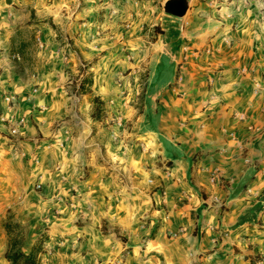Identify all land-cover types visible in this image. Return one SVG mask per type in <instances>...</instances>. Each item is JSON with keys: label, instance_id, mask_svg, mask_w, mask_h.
<instances>
[{"label": "crops", "instance_id": "0c3cea01", "mask_svg": "<svg viewBox=\"0 0 264 264\" xmlns=\"http://www.w3.org/2000/svg\"><path fill=\"white\" fill-rule=\"evenodd\" d=\"M87 15L84 12L83 18ZM119 15L98 25L99 41L119 30L117 22L127 14ZM80 17L75 13L72 20ZM160 21L161 33L147 54L130 66L122 60L117 65L128 69L146 61L151 68L146 102L149 106L156 100L158 111L155 123L139 136L143 146L152 149L153 160L158 158L163 165L147 171L141 167L136 175H142V180L151 177L153 187L136 205L113 198L104 208L105 217L131 238L133 246L125 248L132 249L130 259L138 239L149 231L138 227L139 217L145 214L150 224L158 226L148 241V252L162 253L163 264H194L197 258L200 264H243L232 248L223 249L222 244L235 246L232 240L240 235L256 236L252 222L264 213V206L262 212L250 211L264 190V0H189L182 18L160 15L154 23ZM70 22L67 31L85 33ZM89 30L92 34L94 27ZM44 31L40 57L45 60L36 79L24 81L13 71L5 51L0 52V184L8 187L12 199L21 191V184L16 185V175L21 173L13 170L24 166L23 157L30 161L40 153L50 158L52 166L62 165L76 176L79 163L89 159L84 149L85 128L90 131V124H77L76 132L60 126L65 124L69 103L64 70L74 60L65 59L52 34ZM81 34L74 41L82 50L94 40L84 42ZM0 45L6 48L3 39ZM98 80L93 78L92 93L80 97L83 120L90 97H106L107 88ZM5 93L14 99L12 106L2 101ZM152 117L148 113V123ZM17 119L23 123L9 134V140L6 130ZM95 173L108 183L103 191L121 189L116 177L110 176L109 182L101 176L104 169L96 168ZM133 185L138 189L137 183ZM90 189L96 190L93 184ZM220 233L225 239L222 244ZM170 234L175 239L167 238ZM2 251L0 264H7Z\"/></svg>", "mask_w": 264, "mask_h": 264}, {"label": "rangeland", "instance_id": "374dc122", "mask_svg": "<svg viewBox=\"0 0 264 264\" xmlns=\"http://www.w3.org/2000/svg\"><path fill=\"white\" fill-rule=\"evenodd\" d=\"M5 1L0 0V40L6 42V48L0 47V52L5 51L13 71L24 81L31 76H34L31 79H36L40 65L45 60L40 56H43L41 46L46 34L44 30H48L63 57L74 60V65H66L64 70L67 77L64 91L69 103L67 116L62 120L65 124L60 126L76 132L77 124L82 126L85 122L90 124V131L86 126L88 135L84 153L89 155V159L79 163L77 176L74 170L65 172L62 165L59 168L57 165L52 166L49 157L45 159L37 153L30 161L27 156H22L26 163L22 168L13 170L21 173L20 176L16 175V185L21 184L17 198H8V187L0 184V248L3 254L9 236L16 243L15 248L25 254L36 245L39 248L38 264H163L162 253L148 252V241L153 238L157 223L150 224L145 214L139 217L140 230L148 228L149 231L138 239V248L133 250L135 253L130 259L128 252L132 249L125 248L133 246L131 238L124 229L105 217L104 208L108 202H114L113 198L122 199L123 204L130 201L139 204L154 185L151 177L142 180V175L137 176L141 167L147 171L151 167L163 165L160 159L153 160L150 153L152 149H146L139 136L148 129V125L153 121L155 123L154 116L158 111L156 100L151 104L152 107L146 102L145 91L151 68L146 61H140L128 69L122 65L118 67L117 63L122 60L130 66L134 59L138 60L147 54L150 44L161 33V21L154 22L157 16L166 15L162 11L165 0ZM84 12L88 15L83 18ZM75 13L81 17L72 20ZM117 14H127L124 20L117 22L119 30L99 41L101 32L98 25L106 20L110 22V18ZM70 21L75 23L74 28L80 25L85 33L67 31ZM85 21L86 26L82 25ZM89 26L94 27L92 34ZM80 34L84 42L88 38L94 40L92 45H86L81 50L74 41ZM136 37L138 40L134 44L130 43V39ZM79 69L90 73L92 83L96 77L107 88L105 99L97 96L100 105H92L91 100L96 95L90 97L84 120L80 97L92 93V85L89 94H74L80 80ZM3 95L2 101L8 94ZM14 103L13 99L12 104L6 105L12 106ZM91 113L94 117H91ZM148 113L153 116L150 123L147 121ZM5 134L12 140L9 130ZM96 168L104 169L101 176L106 175L109 182L110 176L112 179L116 177V184L121 189L103 191V185L107 187L108 183L100 180V175L95 173ZM93 175L95 177L92 178ZM0 183H3L2 180ZM136 183L138 189L133 185ZM90 184L96 190L90 189ZM258 206L254 205L250 211L255 214L262 212L264 204ZM126 210L123 208V217L127 215ZM262 213H259L261 216L258 221L252 222L251 232L257 233L256 236L250 238L246 234L240 235L237 242L232 240L235 246L222 244L225 240L221 239L223 233L218 238L223 249L226 246L232 248L233 254H238L237 259L243 264H264ZM4 223L11 227L8 236L3 228ZM167 238L175 239L172 234ZM239 242L243 245H237ZM200 262L197 258L194 264Z\"/></svg>", "mask_w": 264, "mask_h": 264}, {"label": "trees", "instance_id": "16d2710c", "mask_svg": "<svg viewBox=\"0 0 264 264\" xmlns=\"http://www.w3.org/2000/svg\"><path fill=\"white\" fill-rule=\"evenodd\" d=\"M78 72L80 74V80L76 85V90L74 94L76 96H82L85 94H89L90 87L92 85V77L90 73H87L85 71V69H81V70L79 69ZM91 102H92V105L101 104L99 98L97 97H93ZM91 117H94L93 113H91ZM262 202H264V190L262 191L259 201L256 205L258 206ZM3 228H4L6 235L8 236L11 231L10 225L4 223ZM15 247H16V243L12 241L11 239H9V236H8L6 249L3 255L4 259L6 260L8 264H38L37 255L39 254V250H38L39 248H37L36 245L33 246L30 249V251L26 254L23 253L20 249H17Z\"/></svg>", "mask_w": 264, "mask_h": 264}, {"label": "water", "instance_id": "95a60500", "mask_svg": "<svg viewBox=\"0 0 264 264\" xmlns=\"http://www.w3.org/2000/svg\"><path fill=\"white\" fill-rule=\"evenodd\" d=\"M5 2L9 3V0ZM188 6L189 0H165L162 4V11L168 16L182 18L188 10Z\"/></svg>", "mask_w": 264, "mask_h": 264}, {"label": "built area", "instance_id": "2783aa9c", "mask_svg": "<svg viewBox=\"0 0 264 264\" xmlns=\"http://www.w3.org/2000/svg\"><path fill=\"white\" fill-rule=\"evenodd\" d=\"M12 101H13V98H11L9 96L4 97V102H6L8 104L9 103L12 104ZM22 123H23L22 119H17L13 124H11L12 128L9 129L10 133L14 134L17 131V129H19L21 127ZM211 179H213V178H211ZM36 188H38V186H36Z\"/></svg>", "mask_w": 264, "mask_h": 264}]
</instances>
